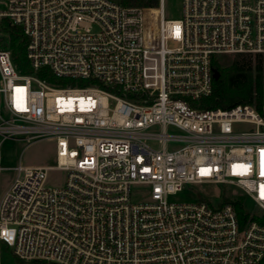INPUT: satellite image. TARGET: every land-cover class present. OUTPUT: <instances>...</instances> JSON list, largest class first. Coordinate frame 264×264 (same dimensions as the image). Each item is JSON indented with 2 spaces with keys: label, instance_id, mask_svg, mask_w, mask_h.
Instances as JSON below:
<instances>
[{
  "label": "built area",
  "instance_id": "2783aa9c",
  "mask_svg": "<svg viewBox=\"0 0 264 264\" xmlns=\"http://www.w3.org/2000/svg\"><path fill=\"white\" fill-rule=\"evenodd\" d=\"M3 17L23 28L35 70L90 84L22 73L0 44V144L48 137L57 154L14 167L0 264L5 250L21 264L261 262L264 212L241 220L232 200L264 211V117L192 102L212 92L218 55L264 53V0H183L181 18H166L164 0H0ZM53 168L63 185H46ZM136 183L149 201H132ZM188 186L195 201L170 199Z\"/></svg>",
  "mask_w": 264,
  "mask_h": 264
},
{
  "label": "trees",
  "instance_id": "16d2710c",
  "mask_svg": "<svg viewBox=\"0 0 264 264\" xmlns=\"http://www.w3.org/2000/svg\"><path fill=\"white\" fill-rule=\"evenodd\" d=\"M124 5L157 7L160 0H119ZM28 37L19 25L7 17L0 21V44L9 49L17 69L22 73H36L54 84H62L46 67L34 69L27 57ZM214 67L220 72L213 78L212 92L193 105L202 108H230L237 104H250L264 117V53H237L233 60L223 65L217 59ZM109 89V88H108ZM241 220L249 216L243 199L232 200ZM258 264H264V258Z\"/></svg>",
  "mask_w": 264,
  "mask_h": 264
},
{
  "label": "rangeland",
  "instance_id": "374dc122",
  "mask_svg": "<svg viewBox=\"0 0 264 264\" xmlns=\"http://www.w3.org/2000/svg\"><path fill=\"white\" fill-rule=\"evenodd\" d=\"M119 1V0H116ZM166 18H181L183 15V0H164ZM1 8H6L4 3H1ZM235 54H220L217 56L219 63L223 65L229 64ZM63 85L69 86H86L90 82L87 80H61ZM167 131L172 134H179L180 129L174 126H168ZM56 142L55 140L44 137L32 140H16L5 138L0 144V164L3 166L0 169V198L10 186L11 182L17 175V170L14 168L19 164L23 166H39V165H56ZM67 172L63 169L53 168L48 172L46 185L61 186L66 182ZM211 187V188H209ZM201 186L194 189H201L203 192L216 194V186ZM227 189L234 187L226 186ZM231 191V190H230ZM240 192V191H239ZM151 198V186L146 183H136L131 187V199L134 202H146ZM197 192L192 190V186H188L183 191L170 196L171 200L175 201H195ZM244 207L257 214H262L264 211L255 204L249 197L244 199ZM2 264H21L20 260L15 257L10 250H5L3 253Z\"/></svg>",
  "mask_w": 264,
  "mask_h": 264
},
{
  "label": "water",
  "instance_id": "95a60500",
  "mask_svg": "<svg viewBox=\"0 0 264 264\" xmlns=\"http://www.w3.org/2000/svg\"><path fill=\"white\" fill-rule=\"evenodd\" d=\"M220 75V72L218 70L215 69V72H214V77L215 78H218Z\"/></svg>",
  "mask_w": 264,
  "mask_h": 264
}]
</instances>
